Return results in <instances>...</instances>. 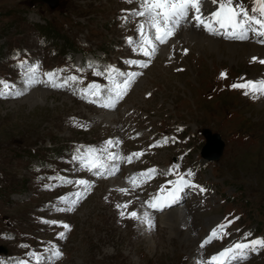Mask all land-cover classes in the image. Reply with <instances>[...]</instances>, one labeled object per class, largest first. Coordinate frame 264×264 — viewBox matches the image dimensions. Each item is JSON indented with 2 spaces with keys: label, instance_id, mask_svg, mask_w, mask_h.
Listing matches in <instances>:
<instances>
[{
  "label": "rangeland",
  "instance_id": "374dc122",
  "mask_svg": "<svg viewBox=\"0 0 264 264\" xmlns=\"http://www.w3.org/2000/svg\"><path fill=\"white\" fill-rule=\"evenodd\" d=\"M243 3L253 6V0ZM138 6L137 0L131 4L126 0H50V4L0 0V79L10 84L22 80L21 62H28L38 63L40 73L63 69L66 78L100 81L95 73L106 66L125 70L130 68L123 62L126 58L148 60L127 43L129 36L137 39V25L144 18L129 15L126 23L123 17ZM204 10L215 8L209 3ZM182 26L188 28L177 31L179 42H173L174 35L158 46L147 68H132L142 75L117 111L51 86L29 89L25 82L20 85L25 86L20 89L23 95L0 98V246L8 255H0V264L22 259L36 264L28 255L31 252L44 256L40 264H203L236 240H244L245 233H252L249 239L264 237V96L229 90L235 81L264 79V64L244 53L234 62L225 48L264 45L210 34L195 23ZM190 35L199 38L190 44ZM211 40L220 42V52L211 49ZM75 85L70 87L74 90ZM40 92L53 97L32 98ZM205 130L225 143L217 162L200 156ZM108 140L119 141L109 151L121 157L144 155L133 157L131 163L116 161L120 170L108 178L90 177L92 172L72 157L77 148L84 151L81 146L99 148ZM155 140L160 146L152 147ZM42 146L47 149L40 151ZM37 158L46 162L36 166ZM175 165L181 174L192 170L195 176L186 178L207 191L187 189L178 207L151 210L147 196L176 180L170 172ZM150 168L158 173L145 183L138 174ZM58 174L73 181L88 179L93 186L83 192L75 184L49 179ZM132 177L140 187H133ZM77 191H82V199L74 210L58 211L68 207L59 198ZM125 203L127 209L117 208ZM121 211H135L140 218L122 217ZM145 213L154 227L144 221ZM48 220L68 224L71 230L60 238L58 233L65 230L43 222ZM227 220H234L230 235L201 249L211 230ZM53 246L63 256L50 261L51 251L46 249ZM234 264H264V249Z\"/></svg>",
  "mask_w": 264,
  "mask_h": 264
},
{
  "label": "snow or ice",
  "instance_id": "6c2138e0",
  "mask_svg": "<svg viewBox=\"0 0 264 264\" xmlns=\"http://www.w3.org/2000/svg\"><path fill=\"white\" fill-rule=\"evenodd\" d=\"M127 3H133V0H126ZM138 9H133L127 15L123 17L124 21L128 22L129 15L133 18L143 17L144 19L137 25L138 39L133 37H127V43L132 47L133 52H137L144 57H148V60H128L129 65H136L140 68H147L151 58L158 51V46L166 44L168 40L173 37L176 31L187 23H195V26L202 27L210 34L221 35L224 34L230 39L248 40L249 33L257 38V42L264 44V0H253V6L251 8L245 7L243 0H137ZM214 6L215 10L206 13L204 7L206 4ZM127 11V10H125ZM187 53V49H185ZM253 62L264 64V59L258 57L252 58ZM24 62H21L23 66ZM40 65H32L28 68V72L31 75L28 78V85L31 86L35 83L43 82L37 78V70ZM93 67V65H89ZM64 71L63 69H57L53 72H46L44 76L47 77V82L52 87L65 88L70 83H83V80L75 75L67 77L62 83L57 82V73ZM80 71H83L82 69ZM111 83V87L107 89L106 102L101 103V107L114 108L115 105L127 94L134 80L142 75L141 72H122L114 66L109 65L104 71H96L95 75H105ZM117 77H122V81H118ZM222 78L227 77V73H221ZM243 79V78H242ZM0 85L3 86L0 89V98H9L10 96L19 97L24 94L21 90L12 91L15 85L10 84L7 80L0 79ZM233 89H241L244 95H249L254 98L258 96H264V79L260 80H244L243 82L233 83L231 85ZM101 86L99 84H90L86 88L79 89L82 96L99 98L101 96ZM91 103H97V99L90 100ZM83 127V125H81ZM167 138L163 143H167ZM114 143L119 141L108 140L105 145L99 148L94 146H81L84 148L82 152L80 148H77L76 154L72 159L74 162H78L82 169L92 172L96 176L114 175L118 171V165L113 163L109 165V161H121L127 160L131 163L133 157L140 158L144 155L143 152H136L128 157H121L117 153L110 152ZM160 146V142L152 147ZM179 165L173 166L170 170L172 174L177 175L175 181H168L171 188L162 186L160 189L161 194H157L152 197L151 200L146 201L148 207L157 210H163L165 207L171 206L173 203L178 202L181 199V193L185 189H198L199 192L204 193L207 191L204 187L196 184L194 180L186 177H194L195 173L192 170H188L187 173L181 174L176 170ZM158 173L156 168L147 169L144 172L138 174L143 178L146 183L148 179L152 178ZM166 175L169 173H165ZM49 179H55L62 183L75 184L80 187L83 192H86L93 186L92 181L87 179H77L75 181L68 179L64 176L49 177ZM130 182L133 187H140L137 183V178L132 177ZM45 187L51 188V185ZM82 191H77L69 196L60 197V201L66 205L67 208H59L58 211H73L75 206L82 199ZM122 192H127V189H120ZM166 193V194H164ZM117 208L127 209L128 204L117 205ZM121 216L127 215L131 219H139L140 216L137 212H125L121 211ZM239 219V217H235ZM144 221H146L149 227H154L151 219L148 218V214H144ZM48 224H59L65 231L58 233L60 238H65V233L71 230V226L57 220L43 221ZM234 223V220H227L226 223H220L211 230L209 235L201 242L200 248L203 249L207 245L211 244L214 240H223L226 236L230 235L228 231L229 227ZM252 236L251 232L244 234V240L234 242L221 251L212 255L203 264H234L238 260H246L250 252H258L264 249V237L249 239ZM26 247V246H25ZM51 256L47 257L48 260H58L62 258L63 253L58 248L53 246L51 249ZM36 260V264H40V261L44 259L42 254L31 252L28 254ZM16 264H29L28 260H19Z\"/></svg>",
  "mask_w": 264,
  "mask_h": 264
},
{
  "label": "bare ground",
  "instance_id": "6f19581e",
  "mask_svg": "<svg viewBox=\"0 0 264 264\" xmlns=\"http://www.w3.org/2000/svg\"><path fill=\"white\" fill-rule=\"evenodd\" d=\"M180 28H188V27H186V26H181ZM179 28V29H180ZM178 29V30H179ZM177 30V31H178ZM192 30H194V29H192ZM177 31H176V33H175V39H174V43H176V40L178 41V39H177ZM195 31V30H194ZM179 32V31H178ZM180 34V33H179ZM183 33H181L180 35H182ZM186 36V35H185ZM185 36H183V37H185ZM188 38H189V43L191 44L193 41H194V39H198L199 38V36L197 37V35H195L194 37L193 36H188ZM188 38H187V40H188ZM201 38V37H200ZM181 39V38H180ZM201 40V39H200ZM186 41V40H185ZM197 41V40H196ZM212 42H210L211 43V46H212V50H215V49H217L218 50V52H220V50L223 48V46L220 44V42L219 41H217V40H211ZM179 42V41H178ZM198 43V42H197ZM195 44V43H194ZM201 44V43H200ZM210 45V44H209ZM200 46V45H199ZM209 48V47H208ZM225 48H226V50H227V52H228V54L232 57V60L234 61V62H236V56H238V55H240V54H242V53H244V54H247V57H259L260 59L262 58V59H264V48L262 47H251V46H249V47H247V46H245V45H235V46H232L231 44L230 45H228V46H225ZM210 49V50H211ZM235 57V58H234ZM42 84H43V86L44 87H46V88H49V86H50V84L48 83V82H46V81H43L42 82ZM42 86V87H43ZM35 87H38V88H40V85H33V86H31V87H29V89L31 88H35ZM50 89V88H49ZM24 92V91H23ZM38 92V91H37ZM25 93V92H24ZM36 97V98H38V99H36V100H39V98H42V100L43 101H48L49 99H51L52 97H53V95H52V93H49V92H40V93H36V94H34L33 96H32V98L33 97ZM102 99H104V98H102ZM34 100V99H33ZM66 102H68V100H65L64 101V103H66ZM99 103H104V102H106V99H104V100H100V101H98ZM101 108H104V109H107V110H110V108H108V107H101ZM112 109V108H111ZM112 110H114V109H112ZM116 110V109H115ZM117 111V110H116ZM207 144V143H206ZM109 163V165L111 166L113 163H115V164H117V162L116 161H109L108 162ZM118 165V164H117ZM119 167V170H120V167H121V164H119L118 165ZM115 174H116V172H115ZM109 176H111V175H107V174H105L104 176H100L101 178H108ZM114 186V185H113ZM160 211V210H159ZM173 212H179V210H177V209H175V210H172ZM171 212V211H170ZM181 212V211H180ZM186 212V211H185ZM184 216H186V215H184Z\"/></svg>",
  "mask_w": 264,
  "mask_h": 264
},
{
  "label": "water",
  "instance_id": "95a60500",
  "mask_svg": "<svg viewBox=\"0 0 264 264\" xmlns=\"http://www.w3.org/2000/svg\"><path fill=\"white\" fill-rule=\"evenodd\" d=\"M44 4H50V0H35ZM204 136L206 138V145L202 149L201 155L208 160H218L223 151L224 144L218 135H211L210 131L205 130ZM4 251V248H0V251Z\"/></svg>",
  "mask_w": 264,
  "mask_h": 264
}]
</instances>
